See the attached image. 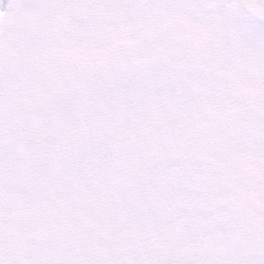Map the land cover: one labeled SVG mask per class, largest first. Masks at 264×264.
Returning a JSON list of instances; mask_svg holds the SVG:
<instances>
[{
	"label": "snow or ice",
	"instance_id": "1",
	"mask_svg": "<svg viewBox=\"0 0 264 264\" xmlns=\"http://www.w3.org/2000/svg\"><path fill=\"white\" fill-rule=\"evenodd\" d=\"M0 264H264V0H0Z\"/></svg>",
	"mask_w": 264,
	"mask_h": 264
}]
</instances>
